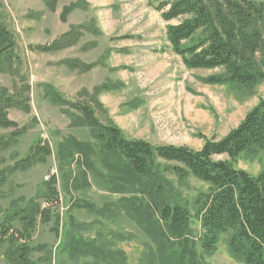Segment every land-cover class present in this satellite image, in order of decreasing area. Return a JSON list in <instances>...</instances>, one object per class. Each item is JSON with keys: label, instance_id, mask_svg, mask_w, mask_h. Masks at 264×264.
I'll return each instance as SVG.
<instances>
[{"label": "rangeland", "instance_id": "obj_1", "mask_svg": "<svg viewBox=\"0 0 264 264\" xmlns=\"http://www.w3.org/2000/svg\"><path fill=\"white\" fill-rule=\"evenodd\" d=\"M1 1L7 24L17 38L19 60L13 72L0 70V86L11 92L28 88L31 112L16 107L8 110L9 119L26 129L22 134L15 136V128L0 126V227L10 220L19 231L17 239L27 229L29 237L19 238L18 243L30 247L33 264L83 263L61 252L64 233L73 224L86 225L82 231L86 238L114 239L115 248L126 253L128 263L138 264L153 244L137 219L141 202L128 192H113L116 184L109 179L104 159L96 155L92 160L97 169L88 171L89 184L78 190L73 187L74 180L81 181L78 163L83 157L76 153L71 164L63 163L61 145L76 139L98 151L99 142L90 127L73 123L79 112L54 102L48 88H55L71 102L96 107L103 123L115 124L129 139L198 150L204 136L220 139L237 127L264 98V80L254 86L207 84L205 78L222 70L190 69L184 64L168 41L169 22L156 9L159 0H59L56 10L44 0ZM72 2L80 5L63 19L64 7ZM45 45H57V49L45 51L41 48ZM39 147L50 149V153L42 152L43 161L27 168L17 166ZM234 165L259 174L264 169V149L242 153ZM54 175L61 204L52 210L51 218L13 219L21 209L30 216L31 209L46 206L45 182ZM165 177L173 183L177 199L189 206L198 234L195 200L209 191V184L194 176L181 180L172 171ZM137 196L144 197L142 193ZM87 202L101 211L96 214L78 206ZM9 246L4 242L0 264H14L10 255L15 253ZM204 260L245 264L230 254L224 237L218 251Z\"/></svg>", "mask_w": 264, "mask_h": 264}, {"label": "trees", "instance_id": "obj_2", "mask_svg": "<svg viewBox=\"0 0 264 264\" xmlns=\"http://www.w3.org/2000/svg\"><path fill=\"white\" fill-rule=\"evenodd\" d=\"M51 10H56L59 0H44ZM72 2L64 7L63 19L79 7ZM156 9L169 22L167 38L173 50L181 56L190 69H220L222 73L204 79L213 85L254 86L264 80V3L259 0H159ZM0 0V70L13 72L18 42L9 28ZM177 20V23H171ZM57 45H45L43 50H54ZM72 63L73 62H67ZM99 87L98 90H101ZM28 88L11 92L0 86V126L15 128L13 135L26 129L9 119L8 110L16 107L31 112ZM48 95L61 106H71L79 112L76 122L90 127L99 142V150L76 139L61 145L59 154L65 164H71L75 154L82 155L78 163L81 181L73 182L78 190L89 184L88 171H96L92 156L104 159L110 180L116 184L115 193L128 192L138 200L141 213L137 216L144 231L152 240L147 253L138 264H211L205 256L218 251L224 237L230 254L245 264H264V169L257 175L235 167L234 160L244 152L264 149V98L253 107L223 138L205 139L202 148L188 146H155L142 139H129L113 123H103L94 108L87 102H71L55 88H48ZM63 111L68 112L65 108ZM34 149L31 156L19 162L21 168L44 160L42 152L50 153L48 147ZM47 150V151H45ZM227 156L226 159H218ZM85 165V168L83 167ZM175 173L181 180L194 176L209 184L208 192L195 200V218L199 232L195 234L193 215L189 206L176 197L173 183L165 174ZM45 182L46 206L31 209L28 216L24 209L12 218H31L40 215L44 221L51 218L52 210L61 204L54 176ZM123 183V184H122ZM123 185V188L121 187ZM144 197H138V194ZM149 197V199H148ZM88 211L98 214L92 203H79ZM56 223L61 222L57 211ZM8 220L0 227V251L4 242L10 243V255L14 264H33L31 249L26 243L29 237L24 230L19 238ZM86 225L73 224L66 229L61 252L68 259L81 264H129L126 253L115 248L114 239L97 236L86 238L82 231ZM226 236V237H225ZM120 239V238H119ZM27 240V239H26ZM120 241V240H117ZM91 260L86 261L85 259Z\"/></svg>", "mask_w": 264, "mask_h": 264}]
</instances>
